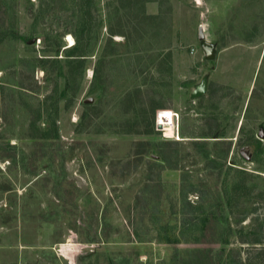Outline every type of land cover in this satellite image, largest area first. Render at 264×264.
Listing matches in <instances>:
<instances>
[{
  "label": "rangeland",
  "instance_id": "obj_1",
  "mask_svg": "<svg viewBox=\"0 0 264 264\" xmlns=\"http://www.w3.org/2000/svg\"><path fill=\"white\" fill-rule=\"evenodd\" d=\"M129 1L0 0V264H258L264 0Z\"/></svg>",
  "mask_w": 264,
  "mask_h": 264
},
{
  "label": "trees",
  "instance_id": "obj_2",
  "mask_svg": "<svg viewBox=\"0 0 264 264\" xmlns=\"http://www.w3.org/2000/svg\"><path fill=\"white\" fill-rule=\"evenodd\" d=\"M131 2H132V0L129 1V3H131ZM118 33H120V32L113 31V30H111V32H110L111 35H115ZM39 137H43V136L40 135ZM239 189H240L239 184L235 182V185H233V189H232L233 193L237 192V190H239ZM227 194H229V193H227ZM228 199H229V197H228ZM254 243L264 245V240H262V239L256 240ZM224 244H226V243H224ZM261 248H262L261 250H258L259 251V253H258V264H264V246H262ZM236 263H238V262H236Z\"/></svg>",
  "mask_w": 264,
  "mask_h": 264
},
{
  "label": "bare ground",
  "instance_id": "obj_3",
  "mask_svg": "<svg viewBox=\"0 0 264 264\" xmlns=\"http://www.w3.org/2000/svg\"><path fill=\"white\" fill-rule=\"evenodd\" d=\"M69 42L71 43V45L74 43V40L72 37H69Z\"/></svg>",
  "mask_w": 264,
  "mask_h": 264
},
{
  "label": "clouds",
  "instance_id": "obj_4",
  "mask_svg": "<svg viewBox=\"0 0 264 264\" xmlns=\"http://www.w3.org/2000/svg\"><path fill=\"white\" fill-rule=\"evenodd\" d=\"M73 264H74V262H73Z\"/></svg>",
  "mask_w": 264,
  "mask_h": 264
},
{
  "label": "water",
  "instance_id": "obj_5",
  "mask_svg": "<svg viewBox=\"0 0 264 264\" xmlns=\"http://www.w3.org/2000/svg\"><path fill=\"white\" fill-rule=\"evenodd\" d=\"M198 94V93H197Z\"/></svg>",
  "mask_w": 264,
  "mask_h": 264
}]
</instances>
